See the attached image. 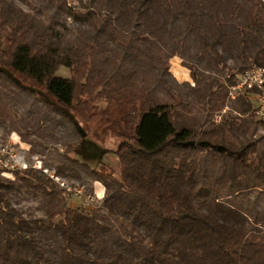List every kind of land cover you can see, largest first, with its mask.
Returning <instances> with one entry per match:
<instances>
[{
  "label": "trees",
  "instance_id": "obj_1",
  "mask_svg": "<svg viewBox=\"0 0 264 264\" xmlns=\"http://www.w3.org/2000/svg\"><path fill=\"white\" fill-rule=\"evenodd\" d=\"M175 57L195 86L173 76ZM254 66L264 0H0V127L32 148L64 139L62 169L105 187L100 205L74 208L45 168L0 171V264H264V121L248 98L228 101ZM34 89L55 117L24 134L15 105ZM85 136L119 140L117 170L72 156ZM22 189L41 217L17 206Z\"/></svg>",
  "mask_w": 264,
  "mask_h": 264
},
{
  "label": "rangeland",
  "instance_id": "obj_2",
  "mask_svg": "<svg viewBox=\"0 0 264 264\" xmlns=\"http://www.w3.org/2000/svg\"><path fill=\"white\" fill-rule=\"evenodd\" d=\"M68 1L72 7H78L79 2L86 0ZM21 6L28 10V7L25 5ZM66 23L68 29L66 31L63 30L62 34L71 36V34L74 32L75 25L73 24V21L69 20L68 18H66ZM170 71L179 83L190 82L193 86H195V83L191 79L190 71L182 65V60L180 58L175 57L170 61ZM58 75L69 77L70 70L62 67L58 70ZM34 92L37 95V101L26 94H21L15 105L18 117L15 118L14 128L24 134L28 132V128H24L23 126V124L25 125V121L33 124L35 123L34 118H36L41 113H48L50 117H55V114L48 110L49 106L55 105V101L44 90L34 89ZM26 108H30L33 111L32 116L26 115ZM222 115L223 114H221V116ZM29 117L32 118L30 119ZM11 129L12 127L9 125L7 127H0V147H7L9 150H12V153L14 156H16V159H12V161H14L13 163L15 164V168L13 167L6 173L1 174L2 177L11 181H15L14 172L17 170H26V168H23L24 165H26L27 169L45 168V173L47 175L53 177L57 183L64 184L65 187L68 188V191L71 189L70 192L72 193L69 197V204L72 207H86L90 209L102 203L104 196L99 199L95 188L93 193L90 192L89 189L92 185L94 187V184L86 174L81 173L80 177H77L76 175L71 176L69 170L62 169L65 167V165H69L65 161V158L61 155L67 148L64 139L52 142L48 149H44L39 145L32 148L31 145L25 143L22 140L18 132L12 131ZM82 132L85 134L83 129ZM263 137L264 129H260L254 138L256 141H258L259 147H264ZM31 139L37 140L39 142L37 138L32 137ZM66 140H71V138ZM20 142L26 145L21 146ZM204 145L206 149L212 150L217 148L209 144ZM118 147L119 140L117 138L109 137L105 142H99L92 136H85L81 145L77 149V152L72 156H75L78 160L90 165L93 168H99V165L103 163L108 164L117 170L118 160L116 151ZM218 149L220 151H225L223 148ZM75 188L76 190H74ZM78 190H80L82 193H77ZM14 193V200L17 203V206L23 209L26 214H32L37 217H41L43 215V210L41 209L42 199L40 196L28 194L25 189H22L20 193H17L16 191Z\"/></svg>",
  "mask_w": 264,
  "mask_h": 264
},
{
  "label": "built area",
  "instance_id": "obj_3",
  "mask_svg": "<svg viewBox=\"0 0 264 264\" xmlns=\"http://www.w3.org/2000/svg\"><path fill=\"white\" fill-rule=\"evenodd\" d=\"M246 97L254 103L255 117L264 121V67L254 66L245 70L237 80V83L229 87L228 101H236L239 98ZM228 111L226 108L222 114ZM221 121V115L216 117V122ZM16 156L7 147H0V171L2 174L9 169L15 168L12 159ZM16 159V158H15ZM26 168V165L23 166ZM62 186H65L62 184ZM77 193L81 194L80 190Z\"/></svg>",
  "mask_w": 264,
  "mask_h": 264
},
{
  "label": "crops",
  "instance_id": "obj_4",
  "mask_svg": "<svg viewBox=\"0 0 264 264\" xmlns=\"http://www.w3.org/2000/svg\"><path fill=\"white\" fill-rule=\"evenodd\" d=\"M20 145L23 146L26 144H23L22 142H20ZM94 188L96 190V194H97L98 198L101 199L105 194V187L103 186L102 183L96 182V183H94Z\"/></svg>",
  "mask_w": 264,
  "mask_h": 264
},
{
  "label": "bare ground",
  "instance_id": "obj_5",
  "mask_svg": "<svg viewBox=\"0 0 264 264\" xmlns=\"http://www.w3.org/2000/svg\"><path fill=\"white\" fill-rule=\"evenodd\" d=\"M99 192V191H98Z\"/></svg>",
  "mask_w": 264,
  "mask_h": 264
}]
</instances>
